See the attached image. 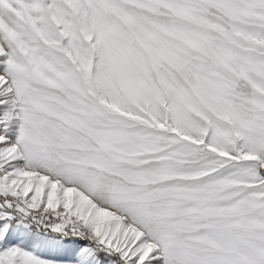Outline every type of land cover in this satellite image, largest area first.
<instances>
[{"label":"snow or ice","instance_id":"6c2138e0","mask_svg":"<svg viewBox=\"0 0 264 264\" xmlns=\"http://www.w3.org/2000/svg\"><path fill=\"white\" fill-rule=\"evenodd\" d=\"M0 264H264V0H0Z\"/></svg>","mask_w":264,"mask_h":264}]
</instances>
